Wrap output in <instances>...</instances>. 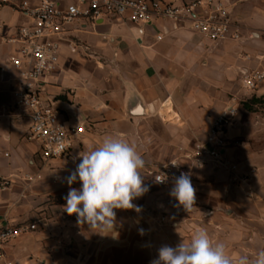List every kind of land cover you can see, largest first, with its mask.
<instances>
[{
    "label": "crops",
    "instance_id": "0c3cea01",
    "mask_svg": "<svg viewBox=\"0 0 264 264\" xmlns=\"http://www.w3.org/2000/svg\"><path fill=\"white\" fill-rule=\"evenodd\" d=\"M41 1L8 0L0 7V178L10 181L0 189V228L7 223L36 226L7 244V257L14 264H151L161 246L175 247L203 229L213 244L225 245L232 264L242 256L254 260L264 251V81L249 92L242 73L264 74V2L250 0L233 8L238 41L213 44L188 23L172 21L148 27L141 41L134 29L107 21L77 32L95 57L64 49L59 70L45 79V90L65 120L84 123L86 131L62 159L45 162L40 145L29 139L30 121L15 122L19 75L10 60L17 46L8 42L29 24L18 11L22 3L34 7ZM55 1L65 6L72 0ZM252 98L263 104L249 112L242 103ZM137 103L139 116L132 113ZM233 105L238 113L227 128L225 159L237 171L205 168L191 176L200 198L195 201L205 208L156 205L149 195L161 193L146 192L133 201L139 212L115 210L114 229L101 234L64 211L69 191L64 178L75 170L80 154L106 137L136 147L145 161L144 179L147 170L205 140L213 121ZM251 170L256 173L249 182L236 180ZM202 180L211 183V190L203 189Z\"/></svg>",
    "mask_w": 264,
    "mask_h": 264
},
{
    "label": "built area",
    "instance_id": "2783aa9c",
    "mask_svg": "<svg viewBox=\"0 0 264 264\" xmlns=\"http://www.w3.org/2000/svg\"><path fill=\"white\" fill-rule=\"evenodd\" d=\"M250 0H72L61 6L55 0H42L32 7L23 2L18 11L29 19V24L18 29L16 36L8 42L17 46L16 55L11 58L12 67L19 75L14 94L15 122L30 121L29 139L40 145L43 161L62 159L70 150L72 141L85 131L82 122L69 123L56 107L55 100L46 95L45 79L57 73L62 52L67 49L73 56L93 59L92 48L77 37V32L98 21H107L117 26H128L135 30L138 41L146 35L148 27L158 21L188 23L190 29L213 44L224 41H238L240 31L232 17V10ZM8 0H0V7ZM107 40L106 38H104ZM162 37H158L160 41ZM264 81V74L258 71L243 72L242 85L249 92L255 91ZM238 113L236 105L230 106L217 117L205 140L197 141L190 152L166 164H159L147 170L153 183L160 186L174 185V179L181 173L190 177L194 170L225 168L230 173L237 166L225 159L228 147L227 128ZM236 178L247 183L255 175ZM156 183L155 178L164 179ZM38 179H41L39 176ZM10 181L0 178V189L9 187ZM161 220H164L162 218ZM35 225L16 226L7 223L0 228V264H14L6 255L5 248L12 240L34 231Z\"/></svg>",
    "mask_w": 264,
    "mask_h": 264
},
{
    "label": "clouds",
    "instance_id": "9594fccd",
    "mask_svg": "<svg viewBox=\"0 0 264 264\" xmlns=\"http://www.w3.org/2000/svg\"><path fill=\"white\" fill-rule=\"evenodd\" d=\"M80 157L75 170L64 178L69 191L63 206L69 216L77 217L78 224L86 223L91 230L99 229L101 234L114 229L115 210H141L133 201L145 195L149 188L141 172L145 161L133 144L108 136ZM166 179V176L156 177L155 182L164 183ZM76 182L81 184L79 189L72 187ZM169 194L190 211L196 199L190 174L181 173L176 177ZM140 232L144 234L143 229ZM151 264H232V260L226 254L225 245L213 244L207 231L201 229L187 242L182 240L175 247L161 246ZM239 264H264V251L252 261L242 256Z\"/></svg>",
    "mask_w": 264,
    "mask_h": 264
},
{
    "label": "rangeland",
    "instance_id": "374dc122",
    "mask_svg": "<svg viewBox=\"0 0 264 264\" xmlns=\"http://www.w3.org/2000/svg\"><path fill=\"white\" fill-rule=\"evenodd\" d=\"M261 1L264 2V0H253L251 2L262 3ZM201 182H202V184L206 185L203 187L204 190H211V183L208 184L206 180H202ZM144 183L149 188V190L147 192H152L155 194L161 193L160 195H149V197L152 199V202H154V204H156V205L162 204V205H166V206H177V205H179L178 202L173 197H171L170 195H166L167 193H170L173 185L168 186V187H162L160 185L153 184L151 178L148 176L144 177ZM212 186H214V184H212ZM196 199H200V198L196 196ZM198 202H201V204ZM195 203H194L195 205H193V206H197L199 208H205L207 206L204 203H202V201H200V200H198V201L196 200Z\"/></svg>",
    "mask_w": 264,
    "mask_h": 264
},
{
    "label": "trees",
    "instance_id": "16d2710c",
    "mask_svg": "<svg viewBox=\"0 0 264 264\" xmlns=\"http://www.w3.org/2000/svg\"><path fill=\"white\" fill-rule=\"evenodd\" d=\"M242 104H243V107H244L247 111H249V112H253V111H254L253 107H254L255 105H262V104H263V100H261V99H256V98H252L251 100L246 101V102H243ZM62 200H64V199H62Z\"/></svg>",
    "mask_w": 264,
    "mask_h": 264
},
{
    "label": "water",
    "instance_id": "95a60500",
    "mask_svg": "<svg viewBox=\"0 0 264 264\" xmlns=\"http://www.w3.org/2000/svg\"><path fill=\"white\" fill-rule=\"evenodd\" d=\"M132 113H133L134 115H137V116L142 115V108H141V106H140L139 103H137V104L132 108Z\"/></svg>",
    "mask_w": 264,
    "mask_h": 264
},
{
    "label": "bare ground",
    "instance_id": "6f19581e",
    "mask_svg": "<svg viewBox=\"0 0 264 264\" xmlns=\"http://www.w3.org/2000/svg\"><path fill=\"white\" fill-rule=\"evenodd\" d=\"M172 116H174V117H177V116H175L174 114H171Z\"/></svg>",
    "mask_w": 264,
    "mask_h": 264
}]
</instances>
